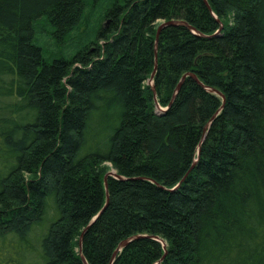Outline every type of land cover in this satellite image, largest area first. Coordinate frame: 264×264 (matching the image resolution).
I'll return each mask as SVG.
<instances>
[{
    "label": "trees",
    "instance_id": "1",
    "mask_svg": "<svg viewBox=\"0 0 264 264\" xmlns=\"http://www.w3.org/2000/svg\"><path fill=\"white\" fill-rule=\"evenodd\" d=\"M168 19L196 32H159L154 96ZM188 72L224 102L186 75L159 109ZM134 234L166 247L111 264H264V0H0V264H109Z\"/></svg>",
    "mask_w": 264,
    "mask_h": 264
},
{
    "label": "water",
    "instance_id": "2",
    "mask_svg": "<svg viewBox=\"0 0 264 264\" xmlns=\"http://www.w3.org/2000/svg\"><path fill=\"white\" fill-rule=\"evenodd\" d=\"M205 2H206V0H205ZM181 24L186 25L190 30H192L193 32H196V31L194 30V28H193L190 24H188L186 21H184V20H178V19H168V20H164V21H161V22L158 24V26H157V29H156V39H155V47H154V67H153V70H152V72L150 73V75H149V77H148V79H147V82L151 85V89H152V91H153V93H154V96H155L156 93H155V89H154V85H153V77H154L155 70H156V66H157V53H156L157 36H158L159 32L161 31V29H162L163 27L168 26V25H181ZM186 75H190V76H192V77H193L198 83H200L201 85H203L208 91H211V92H214V93H217L218 95H220V96L222 97V101L224 102V95H223L219 90H217V89H215V88L208 87V86L202 84V83L200 82V80L197 78V76H196L193 72H188V73L184 74V75L181 77V79L179 80V82L177 83V85H176V87H175V90H174V93H173V95H172V98H171L169 104H168L166 107H164V108H161V107H159L158 104H156L157 107H159V109H161V110L164 111V110H166L167 107L171 104V102L173 101V99H174V97H175L177 91L179 90L180 85L182 84L183 79H184V77H185ZM223 102H222L221 107L223 106ZM213 117H214V115H213V116L210 118V120L204 125V128H203V130H204V131H203V132H204V135H205V132H206V130L208 129L209 124H210L211 120L213 119ZM199 144H200V143H199ZM199 144H198V147H199ZM194 161H195V160H194ZM108 176H113V177H116V178H123V176H122V175H119L118 173H116V171H115L114 169H113V170H109L108 172L105 173V175H104V177H103L104 190H105V195H106L105 203H104V205L102 206V208L99 210V212H98V213H97V214L91 219L90 223H89L87 226H89V225L95 220V218H96V217L100 214V212L105 208V206H106V204H107V202H108V190H107V178H108ZM184 177H185V175H184ZM178 184H179V183H178ZM178 184H177L176 186H178ZM86 228H87V227H86ZM83 232H84V231H83ZM83 232L81 233L80 238H79V246H80V248H81V239H82ZM141 236L152 237V238H154V239L160 241L161 244H162V246H163L164 248L166 247V243L164 242V240H162V239H161L160 237H158V236H155V235H144V234H134V235H131V236L127 237L126 239L122 240V241L118 244V246L116 247V249L113 251V253H112V255H111V259H110L109 264H111V263L113 262V260H114V258H115V256H116L117 252H118L123 246H125L130 240L135 239V238H138V237H141ZM80 256H81V259H82L83 263H84V264H88L87 261H86V259L84 258V256H83L82 253H81V249H80ZM155 264H156V263H155Z\"/></svg>",
    "mask_w": 264,
    "mask_h": 264
},
{
    "label": "rangeland",
    "instance_id": "3",
    "mask_svg": "<svg viewBox=\"0 0 264 264\" xmlns=\"http://www.w3.org/2000/svg\"><path fill=\"white\" fill-rule=\"evenodd\" d=\"M111 3L112 2H110L109 4L103 5V6L99 7L98 9L96 8V10L98 12L95 11V12L90 13L89 18H90V22L92 25L91 26L92 28L90 29L91 32L89 34L80 33L79 35H75V37L72 39L74 41V43L71 46L70 54L65 53L63 51V45H61V43H57L54 41L53 43L48 42V44L46 46L48 49H46V47H44V49H46L45 50V57L49 60H51L52 58L57 57V56L69 57L70 55H73L74 53H76L83 46H87L90 41H92L93 39H96V28H97L98 19H99L101 13L103 12V10L112 6ZM105 22L106 21H104L102 23V26ZM81 35H82V37H81ZM83 35H85V36H83ZM98 141H101V140L98 138L95 139V137L90 138V140L87 143V147H85V149L88 150V149H92L94 147H97ZM110 170H113V168H111ZM49 222L50 221H47L46 225L49 224Z\"/></svg>",
    "mask_w": 264,
    "mask_h": 264
},
{
    "label": "bare ground",
    "instance_id": "4",
    "mask_svg": "<svg viewBox=\"0 0 264 264\" xmlns=\"http://www.w3.org/2000/svg\"><path fill=\"white\" fill-rule=\"evenodd\" d=\"M148 83V82H147ZM149 84V83H148ZM177 185V184H176ZM176 185H175V187H176Z\"/></svg>",
    "mask_w": 264,
    "mask_h": 264
}]
</instances>
